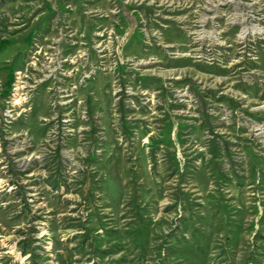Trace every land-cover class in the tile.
<instances>
[{"label": "rangeland", "instance_id": "rangeland-1", "mask_svg": "<svg viewBox=\"0 0 264 264\" xmlns=\"http://www.w3.org/2000/svg\"><path fill=\"white\" fill-rule=\"evenodd\" d=\"M0 264H264V0H0Z\"/></svg>", "mask_w": 264, "mask_h": 264}]
</instances>
